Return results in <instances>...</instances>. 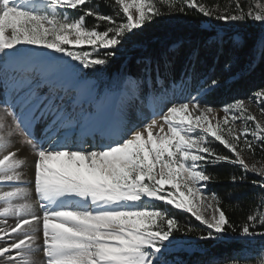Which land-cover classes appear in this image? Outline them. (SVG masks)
<instances>
[{"label":"snow or ice","instance_id":"snow-or-ice-1","mask_svg":"<svg viewBox=\"0 0 264 264\" xmlns=\"http://www.w3.org/2000/svg\"><path fill=\"white\" fill-rule=\"evenodd\" d=\"M179 2L183 6L177 0H114L105 4L115 12L109 15L96 0H0V81L28 113L17 115L15 105H8L0 116V264H184L169 259L180 243L178 218L152 201L190 213L205 225L210 231L199 234L200 241L217 240L228 228L236 232L219 196L206 192L217 178L207 168L239 166L243 174L230 175V182L242 183L251 172L261 178L252 184L264 191V164L250 165L243 156L245 151L254 154L257 146L264 153V121L248 110L255 102L264 116V89L247 102L235 99L223 105L220 116L208 99L220 80L205 78L195 95L169 101L150 122L133 124L127 119L129 107L142 103L155 87L167 91L168 62L162 71L148 61L103 93L83 71L106 66L117 46L163 15L162 9H194L226 23L264 24V0H249L246 6L231 0L223 9L198 0ZM87 18L96 23L87 25ZM213 40L222 45L224 37L217 34ZM84 46L93 52L75 51ZM31 49L62 54L82 67ZM99 49L109 51L98 55ZM254 56V63L264 58V39ZM187 83L182 78L181 86ZM237 121H242L238 132ZM14 135L34 156L35 199L24 181L27 157L12 150ZM214 142L231 155L217 151ZM260 200L264 207V195ZM208 209L212 214L206 217ZM257 225L264 229L259 208L247 216L239 235L264 238ZM192 231L188 227L183 234Z\"/></svg>","mask_w":264,"mask_h":264},{"label":"trees","instance_id":"trees-1","mask_svg":"<svg viewBox=\"0 0 264 264\" xmlns=\"http://www.w3.org/2000/svg\"><path fill=\"white\" fill-rule=\"evenodd\" d=\"M100 10L109 15H115L112 7L114 0H96ZM209 4L207 0H198ZM178 6H183L177 0ZM163 15L155 17L146 23L141 29L134 30L135 35L129 34L131 39L117 46L116 54L103 68L97 66L99 71L83 69L88 73V78L93 79L97 85H110L111 81L118 80L125 75L135 74L148 61L152 67L157 64L163 71L165 61L168 62V70L164 75L168 81L167 91L155 87L148 90L144 99L149 94L156 100L167 98L173 84L186 78V85L190 93H195L198 82L205 78H217L220 87L209 94V103L215 108L233 102L235 99H246L257 90L264 89V58L254 63L255 46L264 39V29L258 25L247 24L241 28H229L220 21L204 17L194 9H187L184 13L162 9ZM72 15H79L75 10H68ZM122 15V14H121ZM89 26L96 22L93 18H87ZM104 22H101L99 30H103ZM220 34L224 37L223 44L214 42L213 38ZM239 38V43L234 37ZM77 52H93L92 48L85 46L75 49ZM106 49H99L98 55H103ZM193 52L196 55L193 57ZM97 53H94L96 55ZM71 61V59H70ZM72 65L82 67L76 61ZM187 73V77H185ZM260 158V157H259ZM264 160V156L261 158ZM207 172L215 173L216 179L209 182L208 190L220 198V207L225 212L229 223L236 228L232 232L228 228L224 234H219L217 240L200 241L197 236L208 230L199 221L188 213L173 211L180 223L181 233H176L177 240L195 247L192 253L177 252L178 257L186 264H261V248H264V238L241 237L239 232L246 222L247 216L258 208L264 211L260 197L264 191L252 184V180L261 179L258 176L247 174L244 182L232 183L230 175L243 174L239 167L229 164H219L216 167H208ZM191 227L193 231L184 235L183 232ZM257 231L264 230L257 225ZM247 258V259H244Z\"/></svg>","mask_w":264,"mask_h":264},{"label":"rangeland","instance_id":"rangeland-1","mask_svg":"<svg viewBox=\"0 0 264 264\" xmlns=\"http://www.w3.org/2000/svg\"><path fill=\"white\" fill-rule=\"evenodd\" d=\"M207 1H208L209 4H206V5L209 6L210 8L213 7V6L219 5L221 9H223L225 6L229 5V3L231 2V0H207ZM247 3H249V0H241V4L242 5H245L246 6ZM212 19H214V18H212ZM220 22L223 25H225L226 27H229V28H235V27L241 28V27H243V26L251 23L253 25H258L260 28L264 29V24H262L260 22H254V21H251V20H246V21H231V22H227V23L224 22V21H220ZM235 38H238V37L235 36L234 37V41H235ZM31 50L32 51H36V52H41L44 55L56 57V58L61 59V60H65L69 64L72 63L70 61V58L64 57V56H62V54L53 53V52H50L49 50H46V49H31ZM90 80H93V79H90ZM114 81H116V80H114ZM114 81H111L110 84L112 82H114ZM106 86H109V85H105V84L98 85V88H99V90H100L101 93L104 92ZM189 93L190 92H189V90L187 89L186 86H181L180 85L179 87H176V88L172 89L170 91V94L168 95V97L165 98V99L164 98H161L159 100H156L153 96H151V94H149V98L148 99H144L143 98L144 95H145L144 94L142 96V100H143L142 103H141V101H136L131 107H129L130 109L127 111V119L129 121H131L133 124H141V122H143V123L150 122L151 119L153 118L154 111L155 112H159L160 109H162V108L166 110V107L165 106L168 104L169 101H180V100H183L184 97H186V96L189 95ZM192 95H195V93H193ZM250 97H252V94L249 97H247L245 99V101L247 102ZM5 102H7V104ZM14 102H16L18 104V108L14 107L15 111H16V109L18 110L16 114L17 115L23 114L26 117L28 115L27 109L26 108L25 109H22L21 105L19 104V102H18V100L16 98V94L14 92H12L8 87H6L5 84L2 81H0V111L3 113V109L5 107H7L8 105H13ZM221 107L216 108V109H217V112L219 113V115L220 116H223V113L222 112H219V109ZM248 110L253 115H255L258 120L264 121V116H262L260 114L259 107L256 105L255 102H253V103H251L249 105ZM6 119L7 120L9 119V122L8 123L11 124L12 118L11 117H6ZM157 119H158V117H157ZM248 123H249V125H251V126L254 127V125H252V122H248ZM241 124H242V121H237L236 122L237 132L239 131V129L241 127ZM39 127L40 126L37 125L36 126V129H34V130L39 129ZM37 134L39 136V132H37ZM15 136H17L18 142H19L20 145H22L24 147H27V148H30L29 145L22 144L21 143V141H22V137L21 136H19V135H15ZM209 139L211 140L210 137H209ZM249 139H251V137H249ZM213 147H215L217 149V151H220V152H222L224 154L231 155L230 153H227V150L226 149H223V147L221 145H219L218 142H214L213 143ZM243 156H244L245 161L248 164H250V165L253 164V163H256L257 164V167H259L261 164H264V160L261 159L264 156V153H262L260 151V148L258 146L256 147L254 154L245 151L243 153ZM235 167H239V166H235ZM239 169L241 170L240 167H239ZM247 174L256 176L255 174H253L251 172H249ZM206 192L209 195L212 194L208 190V185H207V188H206ZM149 203L150 204H155L157 207H160V208H163L165 210H168V211H170L171 214H172L173 211L181 212V213H187V212H183V211H180V210L172 209L171 206L164 205V204H162V202L152 201V202H149ZM188 214H190V213H188ZM211 214H212V210L211 209H208L207 211L204 212V215L206 217H209ZM192 217L195 218L194 216H192ZM203 226L206 227L205 225H203ZM194 249H195V247L193 245H191V244H184V243H181L180 242L179 245L176 248L173 249V253L169 256V259L170 260H172V259L180 260L178 257H174V254L175 253H177L178 251L179 252L182 251L184 253H192L194 251ZM184 264H186V263L184 262Z\"/></svg>","mask_w":264,"mask_h":264},{"label":"bare ground","instance_id":"bare-ground-1","mask_svg":"<svg viewBox=\"0 0 264 264\" xmlns=\"http://www.w3.org/2000/svg\"><path fill=\"white\" fill-rule=\"evenodd\" d=\"M13 105H15L16 108H18V104L16 102H14ZM129 109L130 108H128L127 111ZM0 116H3V113L1 111H0ZM6 121L9 122V119L8 120L6 119ZM11 140L13 141L12 150L20 149L18 155L20 157H27V166L24 169V173H25V175H24V181H25V186H27L29 188H33L34 169L32 167V161L34 159V156L31 153V149L20 145L19 142H18V138L15 135L13 137H11ZM45 146H47V144H45ZM84 147L87 148V147H89V145L88 144H85ZM4 187H7V185H4ZM32 198L35 199L34 188H33V191H32ZM38 211H39V209H38ZM10 220H11V218H10ZM38 258L41 259V260L43 259L42 252H40L38 254Z\"/></svg>","mask_w":264,"mask_h":264}]
</instances>
